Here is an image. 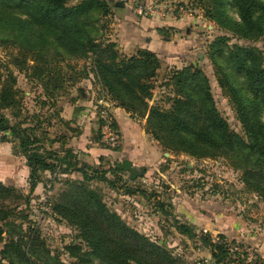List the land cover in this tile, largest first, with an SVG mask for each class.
<instances>
[{
  "label": "rangeland",
  "instance_id": "1",
  "mask_svg": "<svg viewBox=\"0 0 264 264\" xmlns=\"http://www.w3.org/2000/svg\"><path fill=\"white\" fill-rule=\"evenodd\" d=\"M77 1L69 0V4ZM107 2L110 18L97 9L92 10L94 29L100 36L103 33L106 40L116 43L109 36L113 31V0ZM211 2L181 0L180 4L187 5L190 14L185 17L200 15V18L178 30L162 27L166 40L181 31L180 36L189 37L194 43L186 60L182 57L165 60L157 56L159 68L151 80L147 103L168 108V98L174 92L170 82L173 69L190 66L206 77L219 113L233 131L242 134L235 100L221 82L226 79L244 102H250L252 96L245 87L244 76L231 67L228 50L235 45L253 46L261 53L264 64V35L255 40L239 37L234 32L241 23L237 9L223 0V15L218 20L219 9ZM25 13L20 7L0 5V89L8 86L6 91L12 106L4 107L2 112L22 126L36 128L47 162L55 168L38 170L36 183L31 188L30 168L25 157L18 153L16 139L10 132L0 133V154L4 155V161L0 160V208L8 214L0 226L9 229L15 239L21 234L26 239L36 230L50 254L64 264H106L104 258L108 254L98 255L90 247V241L98 236L103 250L119 254L132 250L145 264H196L203 258L213 261L207 242L210 234L224 235L249 245L264 264V249H261L264 202L246 188L241 171L233 167L232 160L221 154L197 158L172 150L145 130V120L143 128L148 148L142 160L133 162L139 174L131 178L128 171H120L122 160L117 156L120 146L111 148L101 142L95 116V100L101 87L91 73L87 72L86 77L83 73L84 66L89 70L90 57H84L80 49H73L74 55L67 53L53 35L58 28L37 23ZM260 15L258 11L254 17ZM79 31L76 29L75 40L83 37L84 33ZM3 36H15V40L1 39ZM41 39L52 44L46 42L38 49ZM116 48L122 55H132L121 52L117 43ZM44 86L49 88L47 95ZM103 94L113 108L114 101L106 89ZM90 100L92 107L86 111L85 105ZM259 114L264 122L262 109ZM85 129L96 148L108 150L109 155L89 154L84 150ZM67 151L71 155L65 162ZM67 162L71 166H84L91 176L102 177L87 180L77 170L65 171ZM94 198L104 212L113 214L128 230H120L107 222ZM180 223L189 226L192 235L179 232L176 226ZM3 243L0 242V250ZM70 250L77 256H72ZM127 264L138 263L128 261Z\"/></svg>",
  "mask_w": 264,
  "mask_h": 264
},
{
  "label": "trees",
  "instance_id": "2",
  "mask_svg": "<svg viewBox=\"0 0 264 264\" xmlns=\"http://www.w3.org/2000/svg\"><path fill=\"white\" fill-rule=\"evenodd\" d=\"M228 1L237 9L240 17L241 23L234 31L239 37L255 40L264 35L263 0ZM211 3L219 9L217 19L220 20L223 15V0H212ZM0 5L23 8L25 14L35 22L58 28V32H53V35L67 53L74 55V51H71L80 49L84 57H90L89 70L87 71V67L84 66L83 73L84 77L87 72L91 73L101 87L95 101L105 99L103 92L106 89L115 106L125 109L131 117L145 118V130L172 150L185 152L197 158H212L219 154L229 157L233 167L240 169L246 188L255 192L264 202V122L261 121L259 114L260 109L264 111V64L257 48L250 45H235L228 50L231 67L244 76L245 87L252 96L250 102L240 100L236 88L226 79L221 82V85L227 88L231 99L235 100L243 132L240 134L230 128L216 108L206 77L198 69L190 66L173 69L170 82L174 92L168 98L170 100L168 108H160L155 104L148 105L152 89L151 80L155 77L160 62L157 55L147 49H139L129 56L122 55L114 41L106 40L103 33L100 36L98 30L94 29L96 26L93 24L92 10L97 9V12L106 17L111 13L107 0H78L75 4H69V0H0ZM258 11H261V15L254 17ZM76 29L80 30L78 33H84L81 39L75 40L78 37L75 34ZM158 30L162 35L164 29ZM3 37L1 39L15 40V36ZM46 42L48 40H43L38 49H42ZM7 88V85H3L0 89V133L10 132L16 139L18 153L25 157L30 168L29 179L32 188L36 183L38 170H52L55 166L47 162L40 138L35 132L36 128L22 126V123L12 121L2 112L4 107L11 106V96L8 95ZM44 91L47 95L49 88L44 86ZM37 122L40 123L39 118ZM70 155L67 151L63 161L66 162ZM65 167L63 169L65 171L69 169L81 172L87 180L102 177L89 175L84 166H71L67 162ZM119 170H123L121 165ZM94 200L97 201V208L103 210L100 202L96 198ZM104 213L107 222L120 230H128L113 214ZM6 217L8 218L7 211L0 208V221H4ZM176 229L192 235L186 224H177ZM133 235L139 238L137 234ZM23 236L21 234L15 239L9 229L0 226V242L4 241L0 250V264H64L55 255L50 254L36 230L31 231L26 239ZM209 237L207 242L212 263H243L242 259L230 254L223 244L214 243ZM100 241V236L93 238L90 247L98 255L108 254L104 258L106 264H115V260H120L117 264H127L128 261L145 264L132 250L123 251L122 254L114 253V250H103ZM70 253L77 256L76 252L70 250ZM251 263L263 262L257 258Z\"/></svg>",
  "mask_w": 264,
  "mask_h": 264
},
{
  "label": "crops",
  "instance_id": "3",
  "mask_svg": "<svg viewBox=\"0 0 264 264\" xmlns=\"http://www.w3.org/2000/svg\"><path fill=\"white\" fill-rule=\"evenodd\" d=\"M142 1L157 2V0ZM116 2H122V5H116ZM113 5V19H111L113 31L109 36L115 39L121 52L125 54H134L139 49H147L165 60L166 58L172 59L174 57H182L186 60L190 57V46L194 43L192 39L180 36L182 32L177 31L174 37L166 40L158 29L162 27H175L178 30L185 24L187 25L190 21L196 22L197 19L200 18V15H193L192 18L180 15L164 19L157 17L148 18L138 16L133 12L131 0H113ZM90 102L91 100L85 105L87 107L85 109L86 111H90L92 107V102L89 105ZM112 111L115 126L121 135V145L120 149L117 151V156H119L121 160L128 159L133 166L135 160H142L144 158L143 154H145L148 148L147 137L143 128L145 119H135L131 117V114L125 109L117 106H113ZM87 136L88 134L85 129L84 139L86 142L84 143V150L86 152L89 154L96 153V155H109L108 150L96 148V143H93V139ZM88 142L91 143L86 146ZM88 157L92 158L93 156L90 157L88 155ZM1 159L4 161V155L2 153L0 154V160ZM231 235H234V232H231ZM261 249H264V242L261 244Z\"/></svg>",
  "mask_w": 264,
  "mask_h": 264
},
{
  "label": "built area",
  "instance_id": "4",
  "mask_svg": "<svg viewBox=\"0 0 264 264\" xmlns=\"http://www.w3.org/2000/svg\"><path fill=\"white\" fill-rule=\"evenodd\" d=\"M133 12L141 17H157L164 19L167 17H176L178 13L183 16H190L189 10L181 5V0H163L157 2H143L142 0H131ZM109 18L110 16L107 15ZM95 116L98 122L101 142L105 145L116 148L121 144V135L115 126L112 104L105 99L96 101ZM205 232L207 230H204ZM211 241L223 244L227 251L234 257L242 259L247 263L259 258L257 251L249 245L235 241L227 236L219 234H210ZM196 264H214L208 258L198 260Z\"/></svg>",
  "mask_w": 264,
  "mask_h": 264
},
{
  "label": "water",
  "instance_id": "5",
  "mask_svg": "<svg viewBox=\"0 0 264 264\" xmlns=\"http://www.w3.org/2000/svg\"><path fill=\"white\" fill-rule=\"evenodd\" d=\"M116 5H122V2H116ZM121 167L124 171H128L130 173L131 178L139 174V171L132 166V163L128 159H123L121 161Z\"/></svg>",
  "mask_w": 264,
  "mask_h": 264
}]
</instances>
